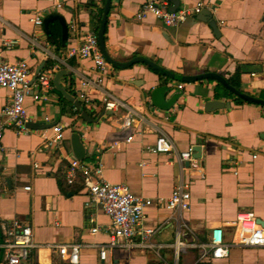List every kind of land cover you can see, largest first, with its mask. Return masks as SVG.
I'll list each match as a JSON object with an SVG mask.
<instances>
[{
	"label": "crops",
	"instance_id": "0c3cea01",
	"mask_svg": "<svg viewBox=\"0 0 264 264\" xmlns=\"http://www.w3.org/2000/svg\"><path fill=\"white\" fill-rule=\"evenodd\" d=\"M58 1L62 10L51 16L64 20L66 32L59 23H49L55 34L52 45L47 26L35 28L30 22L49 4L42 0H0V56L6 64H28L32 94L38 90L37 75L54 64L39 47L49 46L54 54L75 48L82 32H96L101 21L104 0ZM144 3L112 0L104 33L111 59L127 63L142 57L182 76L218 72L226 82H235L239 91L264 101V0H181L180 10L192 9L198 3L205 7L177 29L164 27L152 16L137 21ZM208 17L216 23L218 39L203 23ZM33 38L38 48L31 45ZM7 42H15L14 47L5 50ZM67 65L68 69L60 70L67 75L59 83L74 103L55 91L51 83L54 75H48L50 89L43 94L45 101L35 103L26 98L24 103L31 123L64 127L66 140L60 150L49 152L39 131L18 136L11 127L3 130L0 226L13 221L24 225L30 229L33 243L40 246L79 245L76 264H172V251L165 247L173 242L177 226L187 242L193 240L192 236L205 241L209 231L217 228L228 242L233 232L231 224L239 213H252L264 224V108L235 100L213 82H203L185 86L183 96L164 121L150 105L147 89L169 82L145 66L125 71L108 67L106 72L98 73L89 59L72 58ZM83 79L98 83V88L91 90L92 100L104 92L133 111L132 127L114 133L109 125L120 124L124 111L102 114L97 108L81 107L76 90ZM215 92L218 95L209 98ZM10 96L0 88V110ZM207 101H222L230 108L206 114L203 105ZM83 115L92 122L84 121ZM74 132L90 150L84 162L100 161L107 183L123 185L133 196L151 202L139 231H154L152 243L164 248L158 252L120 249L109 253L104 261L99 259L93 246L107 243L109 220L98 205L90 202L80 178L72 187L62 179L66 159H71L68 139ZM159 135L169 139L176 152L200 147L202 172H182L175 157L151 154L148 149ZM125 137L131 141L124 143ZM233 160L239 162L236 175L229 167ZM186 181H191L190 210L179 214L168 211L165 203L174 187ZM90 229H96V234L88 236ZM138 242L139 237L135 239ZM200 255L187 250L177 264H264V248H234L227 259L197 263ZM22 264L69 263L55 249H39Z\"/></svg>",
	"mask_w": 264,
	"mask_h": 264
},
{
	"label": "built area",
	"instance_id": "2783aa9c",
	"mask_svg": "<svg viewBox=\"0 0 264 264\" xmlns=\"http://www.w3.org/2000/svg\"><path fill=\"white\" fill-rule=\"evenodd\" d=\"M49 4L48 9L42 10L34 15L30 22L35 28H40L44 20L62 10V5L58 0H42ZM204 3H198L192 9H179L172 12L169 4L163 0H145L140 11L136 15L137 21H142L147 16H152L166 28L177 29L192 15H199L204 9ZM31 45L39 47L37 39L33 38ZM15 42L4 43L5 50L14 47ZM42 54L50 59L54 64L48 70L37 75L38 90L36 94L31 93V80L29 67L25 61L15 64H6L0 56V88L10 92V100L7 105L0 110V140L5 127L13 128L18 136L29 135L32 131L27 128L30 118L25 108L26 98H31L37 103L46 100L43 94L50 89L49 76L55 75L61 69H68L67 61L72 58L89 59L93 62L96 72H106V64L103 54L98 47L97 35L93 30H85L80 36L79 45L75 48L67 49L54 54L49 46L40 48ZM49 75V76H48ZM98 83L83 79L78 83L76 90V100L81 107L86 110L97 108L102 114L124 111L125 115L120 124L110 123L109 127L114 133H120L132 127L135 114L124 103L118 101L107 93H100L95 100L90 97L91 90L97 89ZM170 111H158L161 119L166 121ZM44 126H49L45 124ZM64 127L61 125L49 126V128L39 131L42 143L49 152L60 150L63 142ZM130 137L124 140L129 143ZM153 155H164L175 157L181 167L182 172L201 173L203 166L199 160L193 158L192 148L184 152H176L172 143L164 135H159L151 148L148 149ZM0 151L2 147L0 146ZM255 159V156L252 157ZM66 184L72 186L75 179L80 178L83 188L86 190L91 203L98 205L104 215L109 220L107 228L108 240L104 245L93 246L98 250L101 261L106 256L120 249H146L158 252L161 246L152 243L154 231H139L144 212L151 206L149 200H144L130 194L123 185H111L104 179V169L102 163L96 160L94 163H86L74 159H66ZM142 165H146L143 163ZM230 171L236 175L239 162L232 161ZM191 181L177 184L170 197L165 203V208L172 213H187L190 210L191 198L189 186ZM29 191V188H25ZM231 238L224 241L221 228L211 229L205 241L198 240L192 236L193 240L187 242L183 239L180 227H176L174 240L165 248L170 249L173 255V263L177 264L179 257L187 250L198 251L201 255L197 263L208 260L227 259L234 248L238 249H260L264 248V231L257 225V219L252 213H239L233 223ZM96 234V229L87 231L88 236ZM139 237V242L135 239ZM39 249H55L61 259L69 264H76L79 258L81 247L76 244L71 245H37L32 241L30 229L18 222H10L0 226V263L2 264H22L29 254Z\"/></svg>",
	"mask_w": 264,
	"mask_h": 264
},
{
	"label": "water",
	"instance_id": "95a60500",
	"mask_svg": "<svg viewBox=\"0 0 264 264\" xmlns=\"http://www.w3.org/2000/svg\"><path fill=\"white\" fill-rule=\"evenodd\" d=\"M112 0H104L103 8H102V17L100 24L98 26V29L96 30L97 35V41H98V47L103 54L104 60L108 67L116 70V71H125L128 69H131L134 66L143 65L147 69L151 70L156 75L164 78L169 82V84H163L156 87H151L150 89H147L148 95H149V102L150 105H152L154 108H156L158 111H171L176 102L183 96L185 86L187 85H193L196 83H203V82H213L214 85L220 87L223 91L227 92L229 96L234 97L235 100L242 101L245 103L253 104L259 107L264 108V101L254 98L252 96L246 95L245 93L236 90L232 87H230L225 79L219 75L218 72L215 73H204L194 76H182L173 72H170L166 69H164L161 66L156 65L154 62L149 61L148 59H144L142 57H136L128 61L127 63H117L113 59H111L105 49L104 44V33L107 26V16L108 12L111 6ZM169 4L171 5V11L177 12L180 9L181 0H169ZM51 22H57L62 28L63 32H66V25L62 18H60L58 15L56 16H50L47 17L43 25L47 26ZM203 23L206 24L207 28L211 31L212 35L218 39L219 33L216 26V23L214 20H212V17H208L207 21H203ZM66 71H59L57 72L54 77L51 80V83L63 99L66 101H69L70 103H74V98L67 95L64 90L60 87V79L63 77H66ZM171 83V84H170ZM159 84V82H158ZM218 93L215 92L212 93V96L209 98H214V96H217ZM230 108V105L228 103H224L222 101H207L203 105V112L206 114L213 113L216 111H222V110H228ZM82 119L86 121L87 123H91L92 121L85 117V115L82 116ZM27 128L29 130H35V131H41L43 129L49 128V126L44 125H36L31 122L27 124ZM117 137H115L116 139ZM127 137H125L126 139ZM264 140V135L261 137ZM124 139V140H125ZM63 140H66L64 138ZM69 143H70V151L68 152L71 156V159L78 160V161H84L88 156L91 155L90 150L86 148L82 144L81 137L78 133L74 132L69 137ZM193 158L195 160L200 159V147H193ZM257 225L260 228H263L264 224L257 220Z\"/></svg>",
	"mask_w": 264,
	"mask_h": 264
},
{
	"label": "trees",
	"instance_id": "16d2710c",
	"mask_svg": "<svg viewBox=\"0 0 264 264\" xmlns=\"http://www.w3.org/2000/svg\"><path fill=\"white\" fill-rule=\"evenodd\" d=\"M99 14H100V13H99ZM48 25H49V24H48ZM48 25H47V27H46L47 34H48V39H49L50 41L52 40L51 44L53 45L54 42H55V34L50 30V28H49ZM58 32H59V34L62 33V31H61L59 28H58ZM234 75H235V74H234ZM234 75H233V76H234ZM234 79L239 80V77H238L237 75H235ZM227 84H228L230 87H232V88L238 90V85H237L235 82L227 81ZM218 88L221 89L220 87H218ZM66 171H67V166H64L63 171H62V179H63V181H64L65 184H66ZM77 182H78V181H77ZM77 182H74L72 186L76 185ZM72 186H71V187H72Z\"/></svg>",
	"mask_w": 264,
	"mask_h": 264
}]
</instances>
